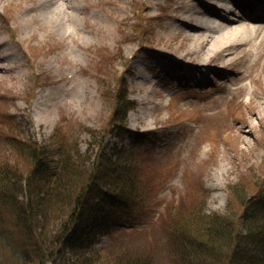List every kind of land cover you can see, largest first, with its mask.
Returning <instances> with one entry per match:
<instances>
[{"label":"rangeland","instance_id":"rangeland-1","mask_svg":"<svg viewBox=\"0 0 264 264\" xmlns=\"http://www.w3.org/2000/svg\"><path fill=\"white\" fill-rule=\"evenodd\" d=\"M73 1L62 23L39 2H0V164L23 175L28 167L5 138L13 128L25 144L50 145L63 133L81 151L100 135L105 151L126 148L130 137L109 132L124 82L133 102L126 128L134 140L147 136L137 150L150 193L148 226L162 230L173 201L187 217L202 199L207 214L225 213L231 186L245 175L264 177V0L245 12L237 8L243 0ZM255 14L263 19L248 17ZM224 32L250 43L227 38L214 50ZM137 218L118 225H139ZM3 219L0 264H18L11 254L24 239L9 214ZM110 234L97 236L94 248L106 247Z\"/></svg>","mask_w":264,"mask_h":264},{"label":"trees","instance_id":"trees-1","mask_svg":"<svg viewBox=\"0 0 264 264\" xmlns=\"http://www.w3.org/2000/svg\"><path fill=\"white\" fill-rule=\"evenodd\" d=\"M120 84L109 132L130 137L126 148L105 151L103 135L81 151L74 136L63 133L46 146L15 139L18 129L4 133L28 164L25 175L0 164V238L3 215L9 214V225L24 239L23 249L12 257L18 264H264V177L245 175L231 186L223 214H207L202 199L187 217L171 206L173 201L167 220H160L162 230L148 226L150 193L137 150L147 136L137 134L134 140L126 128L133 102ZM133 215L140 217L139 225H118ZM108 234L109 244L96 250L95 238ZM58 244L68 253H60Z\"/></svg>","mask_w":264,"mask_h":264},{"label":"bare ground","instance_id":"bare-ground-1","mask_svg":"<svg viewBox=\"0 0 264 264\" xmlns=\"http://www.w3.org/2000/svg\"><path fill=\"white\" fill-rule=\"evenodd\" d=\"M2 0H0L1 2ZM27 2H29L30 4L32 3H35V2H39L42 6H44L46 9H48L49 11V17L51 20L57 22V23H62L63 22V18H64V14L67 12V11H70V10H75L77 5H75V2L73 0H62V3L58 4V0H26ZM205 5V4H204ZM206 9L209 10L207 11L208 14H210V16H217V12H215V10L213 8H210L208 6H206ZM225 22H239V20H231L230 21H226V20H223ZM227 31V29H226ZM232 33L236 32V31H231ZM235 36V35H234ZM208 33H205V42L208 41ZM227 38H228V41L231 42V40H233L230 35H228L227 32H224V34H221L220 37H218V39H216V41L213 40V43H215V47H214V50H217L219 51L222 47L220 46L221 45H224L227 43ZM245 38V35L242 34V39ZM231 39V40H230ZM238 36L236 35L235 36V39L233 41L237 42V44H239V46H242L244 44H248L250 43L249 39H246V40H242V41H238ZM220 46V48H219ZM222 50V49H221ZM222 58H223V55H222Z\"/></svg>","mask_w":264,"mask_h":264}]
</instances>
